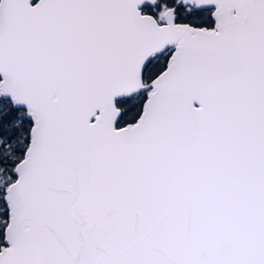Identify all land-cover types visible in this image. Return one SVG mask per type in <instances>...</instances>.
<instances>
[{"label":"snow or ice","instance_id":"1","mask_svg":"<svg viewBox=\"0 0 264 264\" xmlns=\"http://www.w3.org/2000/svg\"><path fill=\"white\" fill-rule=\"evenodd\" d=\"M0 264H264V0H0Z\"/></svg>","mask_w":264,"mask_h":264}]
</instances>
